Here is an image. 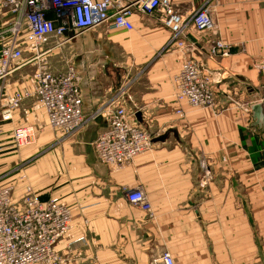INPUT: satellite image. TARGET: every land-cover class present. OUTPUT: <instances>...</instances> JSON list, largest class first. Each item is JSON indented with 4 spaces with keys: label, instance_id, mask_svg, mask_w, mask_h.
<instances>
[{
    "label": "crops",
    "instance_id": "crops-1",
    "mask_svg": "<svg viewBox=\"0 0 264 264\" xmlns=\"http://www.w3.org/2000/svg\"><path fill=\"white\" fill-rule=\"evenodd\" d=\"M206 1L216 31L190 25L189 50L170 43L154 16L135 12L130 30L108 24L80 34L69 54L47 53L78 70L87 121L76 134L52 128L34 94L11 119H0V183L13 186L12 200L18 203L28 184L40 199L58 197L71 209L70 230L58 244L66 264H154L164 251L174 264H264V0H172L184 16ZM12 18L0 0V29ZM213 39L230 45V55L208 57ZM31 56L26 47L4 92L32 89ZM188 57L212 76L217 107L177 102L174 75ZM226 95L249 110L228 104ZM117 101L152 136V149L123 168L99 160L94 147ZM20 126L32 128L35 142L17 148L12 133ZM136 186L151 216L127 200L124 188Z\"/></svg>",
    "mask_w": 264,
    "mask_h": 264
},
{
    "label": "built area",
    "instance_id": "built-area-1",
    "mask_svg": "<svg viewBox=\"0 0 264 264\" xmlns=\"http://www.w3.org/2000/svg\"><path fill=\"white\" fill-rule=\"evenodd\" d=\"M1 5L13 18L0 29V119H11L13 110L34 94L51 127L62 130L65 136L79 132L87 121L82 110L80 77L72 63L61 71L51 69L47 53L96 27L110 24L115 29L130 30L133 27L130 16L135 12L154 16L170 31V43L179 48H192L184 40L190 25L198 32L216 31L207 1L186 16L172 0H1ZM26 47L32 51L29 61L35 63L32 89L6 93L4 87L8 77L24 64ZM205 52L208 57L215 58L226 57L231 51L230 45L213 39ZM174 80L178 103L193 108L217 107L215 83L210 74L204 73L198 59L186 58ZM119 93H125L124 86ZM226 101L244 111L250 107L249 103L235 100L232 95H226ZM116 103L94 147L99 160L123 168L137 155L152 149V136L130 122L122 102ZM176 113L182 116L183 110L179 108ZM12 140L17 147L28 145L34 141V132L29 126L17 127ZM203 168L205 183L210 173L205 166ZM12 189L11 184L0 183V264H66L68 257L58 249V244L71 227L70 207L58 197L40 199L28 184L17 203L11 198ZM124 193L130 203L152 215L151 205L140 186L125 187ZM83 238L69 241L66 248L70 249L75 241ZM152 262L174 264L168 251Z\"/></svg>",
    "mask_w": 264,
    "mask_h": 264
},
{
    "label": "rangeland",
    "instance_id": "rangeland-1",
    "mask_svg": "<svg viewBox=\"0 0 264 264\" xmlns=\"http://www.w3.org/2000/svg\"><path fill=\"white\" fill-rule=\"evenodd\" d=\"M96 28H99V27H96ZM93 30V29H92ZM89 31H91V30H88V31H85V32H89ZM85 32H83V33H85ZM77 38V37H76ZM76 38L75 39H73L72 40V42L71 43H68V44H65V45H63L62 47H59V48H57V51H59V49L61 50V49H64V50H66V52H68V54H69V52H71V48H72V46H73V44H74V42H75V40H76ZM56 51V50H55ZM49 60V59H48ZM68 63H71V62H69V58L66 60ZM49 63H50V68L51 69H53V70H57V71H61V70H63V69H65V67H66V65L68 64V63H66V62H64L63 61V64H61V65H63V67H61V65H60V63L59 62H51V60H49ZM124 67H121V69H123ZM122 75H123V73H121ZM233 97H234V99L235 100H238V101H242V100H240L239 98H237L236 96H234L233 95ZM243 102V101H242ZM35 142V139H34V141L32 142V143H34ZM27 146H29V145H27ZM17 147V146H16ZM21 147H26V146H20V147H17V148H21Z\"/></svg>",
    "mask_w": 264,
    "mask_h": 264
}]
</instances>
